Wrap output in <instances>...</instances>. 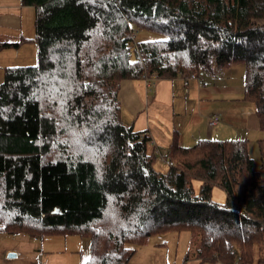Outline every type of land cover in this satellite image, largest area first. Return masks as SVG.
Returning <instances> with one entry per match:
<instances>
[{"label": "trees", "instance_id": "trees-1", "mask_svg": "<svg viewBox=\"0 0 264 264\" xmlns=\"http://www.w3.org/2000/svg\"><path fill=\"white\" fill-rule=\"evenodd\" d=\"M20 2L34 35L0 48L31 41L37 63L5 67L0 82V232L77 235L89 243L81 264H129L132 244L188 231L183 262L264 264V177L246 141L172 139V165L157 170L117 97L145 69L186 77L241 62L264 131V0ZM258 151L264 166V138Z\"/></svg>", "mask_w": 264, "mask_h": 264}, {"label": "crops", "instance_id": "crops-1", "mask_svg": "<svg viewBox=\"0 0 264 264\" xmlns=\"http://www.w3.org/2000/svg\"><path fill=\"white\" fill-rule=\"evenodd\" d=\"M30 8L33 10L32 6L22 5L20 1L0 2V24L7 23L19 27L20 20L10 11ZM141 36L153 37L147 31L142 32ZM23 38L31 37L18 36L14 41ZM7 41L11 40L0 39V43ZM28 42L23 40L17 47L0 48V54H7L11 48H19L21 44H30ZM239 63L242 64L244 76V64L238 62L226 67L213 68L206 71V74L199 72L202 84H199V79H184L183 76L158 77L150 84H147L142 76L123 79L117 91L122 121L149 137L152 151L164 165L166 163L160 157L166 158L164 154L172 139L183 147L192 146L200 139L245 140L248 154L254 161L251 150L255 148L259 156L258 141L264 138V131L259 125L255 104L243 98V80L239 84H233L230 78V69ZM9 66L15 65L0 64L2 74L4 68ZM204 74L209 77H205ZM213 114H217L219 119L211 126L208 121ZM10 236L15 240L22 235ZM65 238L67 237L61 240ZM50 244L46 243L43 250L45 255L42 259L46 264L53 259L48 250ZM32 256L39 257L38 254Z\"/></svg>", "mask_w": 264, "mask_h": 264}, {"label": "rangeland", "instance_id": "rangeland-1", "mask_svg": "<svg viewBox=\"0 0 264 264\" xmlns=\"http://www.w3.org/2000/svg\"><path fill=\"white\" fill-rule=\"evenodd\" d=\"M8 1L20 0H0V2ZM10 13H14L18 17L21 25L18 27L7 23L0 24V39L14 41L18 36L32 37L34 35L33 10L30 8L10 11ZM134 31L137 32V29ZM140 34V31L136 34L137 38H140ZM153 37L157 36L153 35ZM28 43L30 44H21L19 48H11L7 54H0V64L15 66L36 64V46L31 41ZM232 67L233 68L230 69L232 83L239 84L243 80L242 64L239 63ZM145 71L149 73L148 70L145 69ZM204 73L206 74V72ZM205 77L209 76L205 75ZM2 79V68H0V82ZM251 153L252 156H254L255 169L264 177V166H262V161L256 149H252ZM155 167H157L158 170L164 171L168 166L161 164L156 158ZM198 184L199 181L197 179L193 180L194 187L197 188ZM211 197L218 203H223L225 200L224 191L218 186H213ZM19 235H22L20 236L21 238L13 240L10 234L0 232V264H46L42 259V256L45 255L43 250L46 248V243H51L48 246V250L53 257V259L47 261L48 264H80L89 257V243L85 237L77 235H49L43 238H32L25 234ZM63 237L67 238L62 241L61 239ZM188 241V231H165L156 233L149 237L147 242L143 244L131 245L135 247V253L129 264H195V260L192 259L183 262L184 254L188 249ZM8 247H10V249H6ZM58 250L61 251L56 252ZM10 253H14L15 256H8ZM32 254H38L39 257L37 258L39 259L33 257Z\"/></svg>", "mask_w": 264, "mask_h": 264}, {"label": "built area", "instance_id": "built-area-1", "mask_svg": "<svg viewBox=\"0 0 264 264\" xmlns=\"http://www.w3.org/2000/svg\"><path fill=\"white\" fill-rule=\"evenodd\" d=\"M143 78H145L147 84H150L152 83L155 79H157V74L155 72H151V73H147L146 71L143 72V75H142ZM199 79V84L201 83L202 84V80H200V75L198 73H190L188 74L186 77H184V79ZM218 119H219V116L217 114H213L210 118H209V125H215L217 122H218ZM144 133H141V136L143 135ZM159 154V153H158ZM165 163L167 166H171L172 165V161L168 158H164V157H160Z\"/></svg>", "mask_w": 264, "mask_h": 264}, {"label": "water", "instance_id": "water-1", "mask_svg": "<svg viewBox=\"0 0 264 264\" xmlns=\"http://www.w3.org/2000/svg\"><path fill=\"white\" fill-rule=\"evenodd\" d=\"M56 210V209H55ZM8 256H15V254L14 253H10V254H8Z\"/></svg>", "mask_w": 264, "mask_h": 264}]
</instances>
